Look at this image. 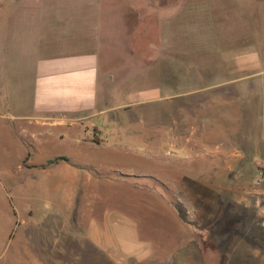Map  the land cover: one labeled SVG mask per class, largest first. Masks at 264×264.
Returning a JSON list of instances; mask_svg holds the SVG:
<instances>
[{"label":"rangeland","instance_id":"rangeland-1","mask_svg":"<svg viewBox=\"0 0 264 264\" xmlns=\"http://www.w3.org/2000/svg\"><path fill=\"white\" fill-rule=\"evenodd\" d=\"M83 217L145 264L215 261L198 233L264 264V0H0V264L82 253Z\"/></svg>","mask_w":264,"mask_h":264},{"label":"crops","instance_id":"crops-1","mask_svg":"<svg viewBox=\"0 0 264 264\" xmlns=\"http://www.w3.org/2000/svg\"><path fill=\"white\" fill-rule=\"evenodd\" d=\"M90 69L88 71H80V67H75L72 69H65L66 71L62 72L61 81L74 83L80 81H94V72L93 69L94 66L90 65ZM48 79H51L52 83L55 81L54 75H50V77L42 78L41 81H47ZM68 83V85H70ZM40 103V102H39ZM46 103L45 101L42 102ZM61 118L55 117L52 115H40L35 116V125L37 128V132L32 133V137L28 142L29 146L35 147V143L40 140L45 141V136H48V134L52 135L54 132V127L58 126L60 124L66 123L64 120H60ZM38 138V140H36ZM44 138V139H43ZM31 155V153H28V157ZM62 159V158H61ZM64 160V159H63ZM29 217L31 218L32 215L37 213L36 211H33V214L30 212V209L28 211ZM41 214H43L40 211ZM67 213H69V210L67 209ZM104 214V213H103ZM86 213L84 214L85 217ZM104 216V215H102ZM80 219V222L82 225H79V229L77 230V248L83 249L82 253H78L77 255H67L68 253V243L67 241H63L62 250L66 249L67 254H61L57 257H53L52 259L56 263H62V264H81L82 262L88 261L92 264H145V261L147 259L146 253H136L134 251H131L130 247L137 246L136 235L134 236V231L130 230V228H127L124 223L121 222L119 219H109L108 221L103 217V221H106L110 226H107L106 228L102 227L95 223V221H92L88 227L85 229V224H83V220ZM69 219H67L65 222H67ZM126 227V228H124ZM61 229V228H60ZM129 229V230H128ZM58 228L55 229L54 226H50L47 231L53 232L54 234L57 232ZM57 235V234H56ZM139 245V244H138ZM140 246V245H139ZM182 247V243L178 245V247ZM126 248V250L124 249ZM177 247V248H178ZM102 248L106 249V251H103ZM120 248L124 256L120 257L116 253L110 252L112 249ZM88 249V250H87ZM80 251V250H79ZM127 251V252H125ZM88 252V253H86ZM102 252H105V255H102ZM136 253V254H135ZM88 254V256H84ZM175 251L170 253V259L167 261V264H173ZM135 258L136 262L132 260V258ZM172 258V259H171Z\"/></svg>","mask_w":264,"mask_h":264},{"label":"trees","instance_id":"trees-1","mask_svg":"<svg viewBox=\"0 0 264 264\" xmlns=\"http://www.w3.org/2000/svg\"><path fill=\"white\" fill-rule=\"evenodd\" d=\"M62 159H65V157H62ZM202 236H203V233H198V242L200 244V247L203 248V250L205 252H208L210 250L213 251V252H216V260L213 261V262L209 261V263H211V264H219V258L220 257L218 255V252L216 251L217 247L215 246L214 242L209 238V236L206 235L207 236L206 238H203ZM193 237H191L192 239H189V240L193 241ZM200 238H202V239H200Z\"/></svg>","mask_w":264,"mask_h":264}]
</instances>
